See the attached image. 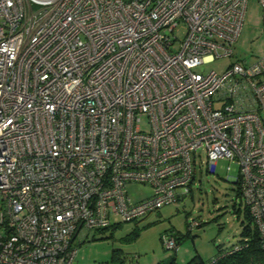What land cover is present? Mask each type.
Returning a JSON list of instances; mask_svg holds the SVG:
<instances>
[{
	"label": "built area",
	"instance_id": "2783aa9c",
	"mask_svg": "<svg viewBox=\"0 0 264 264\" xmlns=\"http://www.w3.org/2000/svg\"><path fill=\"white\" fill-rule=\"evenodd\" d=\"M246 1L0 0V264H73L112 215L189 192L200 149L207 173L237 161L264 242V55L199 70L233 55Z\"/></svg>",
	"mask_w": 264,
	"mask_h": 264
},
{
	"label": "rangeland",
	"instance_id": "374dc122",
	"mask_svg": "<svg viewBox=\"0 0 264 264\" xmlns=\"http://www.w3.org/2000/svg\"><path fill=\"white\" fill-rule=\"evenodd\" d=\"M259 0H247L242 29L233 45V55L219 57L199 67L201 71L222 72L234 61L252 63L264 55V27ZM185 24L180 22L174 35L182 41ZM143 127H145L143 125ZM194 181L190 191L176 202L151 211L134 221L111 216V225L92 230L77 248L73 264H184L194 255L203 261L213 260L218 251L226 250L241 240V221L245 207L237 194L234 178L239 174L236 160L220 158L216 171L207 173L203 149L199 150ZM200 159L202 162L198 160ZM202 165V169L198 165ZM229 166V170H227ZM148 184L127 185L132 201L151 195ZM191 220L200 223L189 228ZM190 229V230H189ZM177 239V249H166L163 238Z\"/></svg>",
	"mask_w": 264,
	"mask_h": 264
},
{
	"label": "trees",
	"instance_id": "16d2710c",
	"mask_svg": "<svg viewBox=\"0 0 264 264\" xmlns=\"http://www.w3.org/2000/svg\"><path fill=\"white\" fill-rule=\"evenodd\" d=\"M237 194L240 196L239 191ZM240 235L242 238L237 244L226 250L218 251L213 260L205 262L200 255L196 254L184 264H264V242L261 241L259 232L252 223L246 208L244 220L241 221ZM236 245H240L241 248L234 250ZM171 264L175 263L171 262Z\"/></svg>",
	"mask_w": 264,
	"mask_h": 264
}]
</instances>
